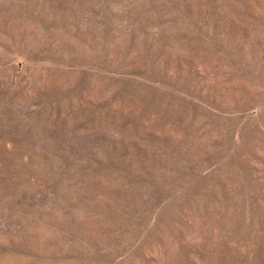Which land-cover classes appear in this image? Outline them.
Here are the masks:
<instances>
[{
  "label": "rangeland",
  "instance_id": "1",
  "mask_svg": "<svg viewBox=\"0 0 264 264\" xmlns=\"http://www.w3.org/2000/svg\"><path fill=\"white\" fill-rule=\"evenodd\" d=\"M0 264H264V0H0Z\"/></svg>",
  "mask_w": 264,
  "mask_h": 264
}]
</instances>
